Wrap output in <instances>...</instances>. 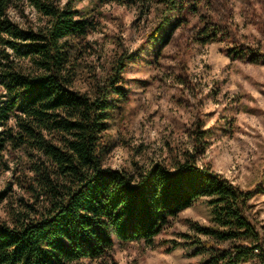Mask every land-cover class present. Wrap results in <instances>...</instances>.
<instances>
[{
    "label": "trees",
    "instance_id": "obj_1",
    "mask_svg": "<svg viewBox=\"0 0 264 264\" xmlns=\"http://www.w3.org/2000/svg\"><path fill=\"white\" fill-rule=\"evenodd\" d=\"M0 0V172L5 152L21 155L17 184L28 202L0 221V264H78L107 257L116 244L154 247L181 212L208 199L210 224L189 220L179 233L196 264H264V234L248 215L258 190H245L200 163L206 132L169 165L134 172L104 165L111 112L127 97V67L142 47L123 49L97 72L89 35L98 8L134 7L155 22L148 44L166 43L202 0ZM37 21L26 15V7ZM15 11L21 20H17ZM216 32L202 31L204 41ZM232 57L264 64V53L231 47ZM85 82L84 89L78 85ZM6 197L0 190V204ZM177 245V242H173Z\"/></svg>",
    "mask_w": 264,
    "mask_h": 264
},
{
    "label": "rangeland",
    "instance_id": "obj_2",
    "mask_svg": "<svg viewBox=\"0 0 264 264\" xmlns=\"http://www.w3.org/2000/svg\"><path fill=\"white\" fill-rule=\"evenodd\" d=\"M98 10V28L88 37L97 72L115 53L142 47L127 67V97L111 112L104 165L130 172L154 163L169 165L191 148L195 130L206 132L199 162L245 190H258L248 215L264 234V64L228 53L231 47L264 53V0H202L168 42L155 45L145 43L153 15L116 3ZM25 12L37 21L33 8ZM13 15L21 20L15 11ZM204 29L217 31L216 38L204 41ZM78 87L84 89L85 82ZM5 159L10 169L0 172V190L6 193L0 221L10 223V207L20 209V201L28 202V197L16 182L21 155L6 151ZM207 201L202 198L181 212L154 247L116 244L107 257L78 264H196L200 257L186 254L179 233L192 232L189 220L210 224Z\"/></svg>",
    "mask_w": 264,
    "mask_h": 264
}]
</instances>
